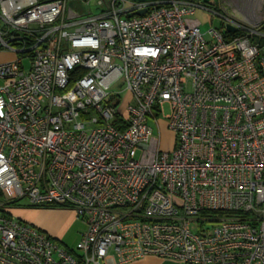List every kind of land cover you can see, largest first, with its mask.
<instances>
[{"label":"built area","instance_id":"2783aa9c","mask_svg":"<svg viewBox=\"0 0 264 264\" xmlns=\"http://www.w3.org/2000/svg\"><path fill=\"white\" fill-rule=\"evenodd\" d=\"M68 1L0 0V264H264L259 9ZM197 9L221 19L207 39ZM12 202L84 232L68 248Z\"/></svg>","mask_w":264,"mask_h":264},{"label":"rangeland","instance_id":"374dc122","mask_svg":"<svg viewBox=\"0 0 264 264\" xmlns=\"http://www.w3.org/2000/svg\"><path fill=\"white\" fill-rule=\"evenodd\" d=\"M136 1H158V0H136ZM200 6L204 7H213L217 8V10L237 22H241L245 27H252V23L248 21L247 17L253 12L255 9L257 10V16L259 20L264 17V0H195ZM110 0H88V4H86L82 0H69L68 6L78 8L79 11L90 14H97L100 11L106 10L109 8ZM189 19L196 20L199 22V30L201 34L205 35V38H208L207 31L210 29H219L221 19L217 16H212L200 9H197L196 12L188 17ZM169 114V109L166 106L163 110V115L167 116ZM161 121H164L161 118ZM162 126V135L166 141H169V134L163 130V122H160ZM150 125H152L150 123ZM168 134V135H167ZM25 202L20 203L22 205ZM20 207V208H21ZM20 211H15V214H18ZM20 214V213H19ZM85 226L83 222L76 218L74 215L70 218L66 226L60 232L57 241L68 248H73L80 234L84 232ZM53 238V237H52Z\"/></svg>","mask_w":264,"mask_h":264},{"label":"crops","instance_id":"0c3cea01","mask_svg":"<svg viewBox=\"0 0 264 264\" xmlns=\"http://www.w3.org/2000/svg\"><path fill=\"white\" fill-rule=\"evenodd\" d=\"M168 135V134H167ZM170 138V135H169ZM168 144L164 145L167 149ZM15 211H20L15 214ZM11 214L19 220L35 226L46 235L57 239L62 229L66 226L72 213L62 209H36L25 206V208L11 209ZM130 264H180L170 260H160L152 257L145 258Z\"/></svg>","mask_w":264,"mask_h":264},{"label":"trees","instance_id":"16d2710c","mask_svg":"<svg viewBox=\"0 0 264 264\" xmlns=\"http://www.w3.org/2000/svg\"><path fill=\"white\" fill-rule=\"evenodd\" d=\"M215 10H217V8H214ZM261 31L264 33V25L261 27ZM240 34V32H237V34H235V35H239ZM259 43L261 44V45H264V39H262V40H260L259 41ZM0 201H3L2 200V197H1V194H0ZM4 202V201H3ZM8 205V207H9V209H15V208H19L18 206H19V203H16V202H12V203H9V204H7ZM5 213L7 214V215H10L11 214V211H9V212H6L5 211Z\"/></svg>","mask_w":264,"mask_h":264},{"label":"water","instance_id":"95a60500","mask_svg":"<svg viewBox=\"0 0 264 264\" xmlns=\"http://www.w3.org/2000/svg\"><path fill=\"white\" fill-rule=\"evenodd\" d=\"M143 14H144V12L141 11V12H137L135 15H137V16H141V15H143ZM225 29H226V31H227L228 33H235V29L232 28V27L229 26V25H227V26L225 27Z\"/></svg>","mask_w":264,"mask_h":264}]
</instances>
